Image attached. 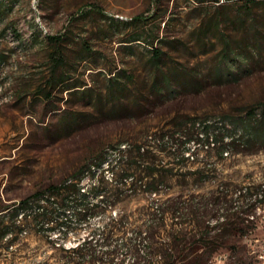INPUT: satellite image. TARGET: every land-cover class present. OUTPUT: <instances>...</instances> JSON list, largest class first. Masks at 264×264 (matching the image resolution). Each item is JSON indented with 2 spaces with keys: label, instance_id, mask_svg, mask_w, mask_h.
<instances>
[{
  "label": "rangeland",
  "instance_id": "1",
  "mask_svg": "<svg viewBox=\"0 0 264 264\" xmlns=\"http://www.w3.org/2000/svg\"><path fill=\"white\" fill-rule=\"evenodd\" d=\"M83 169L99 212L50 206L46 225L69 226L49 232L30 214L0 264H263L264 204L231 200L264 189V0H0V232L6 207ZM169 198L207 216L162 220Z\"/></svg>",
  "mask_w": 264,
  "mask_h": 264
},
{
  "label": "trees",
  "instance_id": "2",
  "mask_svg": "<svg viewBox=\"0 0 264 264\" xmlns=\"http://www.w3.org/2000/svg\"><path fill=\"white\" fill-rule=\"evenodd\" d=\"M50 39H55L56 41L60 38L59 36H49ZM138 38H135L133 40H136ZM157 39H159V37H157ZM155 40L153 39L151 40V44H152V62L156 65L160 64V61L162 60V50L158 47L155 46ZM204 131L200 132V138L204 139V138H208L210 139L211 143H214V145L216 144V142L214 141V132L215 131V127L213 125V123L208 122L205 123L203 125ZM228 132V138L229 140H231L230 142H235L236 140H238L239 136L238 135V127L234 126L231 129H226ZM248 138L249 140L255 139L257 136H259V132L256 130L255 127H248L246 130V133L243 135V137ZM121 146H125L126 148V144L120 145L119 148H121ZM135 150H137L139 156L138 157H144L147 153V148L145 145H141L139 144L137 147H134ZM132 147H130L129 149H122L121 151H133L134 150ZM127 155V154H126ZM126 155H122V157H120L119 160L122 161V158H128V156ZM117 161V163L121 162V161ZM102 166V162H99V164L97 165L98 168H100ZM96 169V168H95ZM114 173V172H113ZM86 174V170L83 169L81 171V175L79 177H76L75 179H66L64 182H62L61 184L58 185H51L47 190L42 191V192H36L34 195H32L31 197H28L22 201H20V203L11 206L6 207L5 209L8 210V212L11 211L9 218L10 219V223L5 225L3 227V229L0 232V237L4 238V237H9L13 235V226H19V224L22 223L23 219H27L28 216L30 214H33L35 217H37L40 220V224L42 226V230L44 232H49V231H55V230H60V229H67L68 228V224L69 221H63V223H61L60 225H46L49 221L47 220V218H49V214L51 213L50 206H58L61 207L62 206H69L71 205L73 207L74 213H75V217L77 219L83 220L88 218L90 215L92 214H96L99 212V205L93 204L91 203V201H89V195L91 191L86 190L83 186H82V180L84 179V176ZM92 175H96L95 170L93 171ZM136 176L134 175H128L126 177V180L129 181H133L135 180ZM155 182H150V187L149 189H151V191H156L158 190V186L153 185ZM263 185H260V187H262ZM92 192H94V194L96 196L100 195V191H99V187L97 185H95L92 189ZM262 191L258 190L257 191V195H260L259 197L257 196L254 200V203L250 204L247 202H245V200L243 202H241L242 199V195H240V198H235V200H231V202L233 201L232 205L233 207H236V213H244L246 211H248V208L252 206V208H256L259 207L260 204H264V189H261ZM253 194V193H252ZM58 197V198H57ZM59 197H61L59 199ZM104 198V196H103ZM57 199V201H56ZM204 201L202 200H197V201H193L191 204L188 203H183V202H173L172 198L167 199L165 202H163L162 206L159 207V212L161 214L162 220H165L167 217H177L178 215H180V217L184 218V219H188V216L190 214L196 216V218L199 219V221L203 220L204 218L207 216V209L205 207V203H203ZM61 204V205H60ZM247 207V208H245ZM65 209V207H64ZM29 210H31V212L29 213ZM1 213V210H0ZM6 216H2V214H0V221L6 222ZM240 217V216H239ZM241 218V217H240ZM225 222V221H224ZM226 223L221 224H216V229L217 230H222V227L225 225ZM187 229V227H183V231H185ZM12 234V235H11ZM184 236L187 237V233L184 232ZM16 240V236H12V238L10 239V244H14ZM185 240L184 239V243L181 242L180 244H185ZM83 244V243H82ZM179 243H177L176 241H172L168 243V249H174L178 248ZM149 247L151 248L152 245L150 244ZM201 248V246H197L193 252L198 251ZM76 250H80L79 247L75 248ZM181 252H184V250H181ZM97 251H94V254H92V258L95 256H97ZM99 256V255H98ZM98 258V257H97ZM109 261L115 262L114 259H109ZM150 260H146V259H142V261L138 260V261H134L133 264H149ZM117 264V263H116Z\"/></svg>",
  "mask_w": 264,
  "mask_h": 264
},
{
  "label": "built area",
  "instance_id": "3",
  "mask_svg": "<svg viewBox=\"0 0 264 264\" xmlns=\"http://www.w3.org/2000/svg\"><path fill=\"white\" fill-rule=\"evenodd\" d=\"M262 260H264V255L262 254V255H260L259 256ZM263 264H264V262H263Z\"/></svg>",
  "mask_w": 264,
  "mask_h": 264
}]
</instances>
